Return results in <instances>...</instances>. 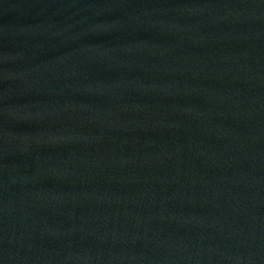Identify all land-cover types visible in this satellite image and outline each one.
Returning a JSON list of instances; mask_svg holds the SVG:
<instances>
[{"label": "water", "instance_id": "95a60500", "mask_svg": "<svg viewBox=\"0 0 264 264\" xmlns=\"http://www.w3.org/2000/svg\"><path fill=\"white\" fill-rule=\"evenodd\" d=\"M0 264H264V0H0Z\"/></svg>", "mask_w": 264, "mask_h": 264}]
</instances>
